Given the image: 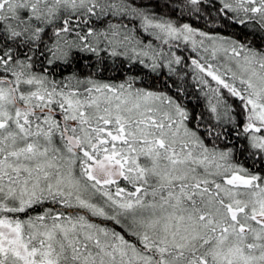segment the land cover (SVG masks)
<instances>
[{
  "label": "snow or ice",
  "instance_id": "1",
  "mask_svg": "<svg viewBox=\"0 0 264 264\" xmlns=\"http://www.w3.org/2000/svg\"><path fill=\"white\" fill-rule=\"evenodd\" d=\"M0 264H264V0H0Z\"/></svg>",
  "mask_w": 264,
  "mask_h": 264
},
{
  "label": "trees",
  "instance_id": "2",
  "mask_svg": "<svg viewBox=\"0 0 264 264\" xmlns=\"http://www.w3.org/2000/svg\"><path fill=\"white\" fill-rule=\"evenodd\" d=\"M200 26H202V24H201ZM229 31H230V30H229Z\"/></svg>",
  "mask_w": 264,
  "mask_h": 264
}]
</instances>
